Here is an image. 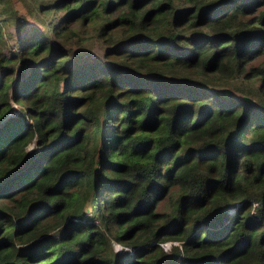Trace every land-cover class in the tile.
<instances>
[{
    "label": "trees",
    "instance_id": "1",
    "mask_svg": "<svg viewBox=\"0 0 264 264\" xmlns=\"http://www.w3.org/2000/svg\"><path fill=\"white\" fill-rule=\"evenodd\" d=\"M10 1L0 264H264V0Z\"/></svg>",
    "mask_w": 264,
    "mask_h": 264
},
{
    "label": "rangeland",
    "instance_id": "2",
    "mask_svg": "<svg viewBox=\"0 0 264 264\" xmlns=\"http://www.w3.org/2000/svg\"><path fill=\"white\" fill-rule=\"evenodd\" d=\"M11 5L15 8L16 10V15L19 17V19L22 20V22H24V29H23V34H28L30 33L33 29L32 27H36L39 29H43L44 25L42 24V14L41 13H37L35 12V2H32L31 0H27V4H25L23 2V0H11ZM57 12V11H56ZM47 13V12H46ZM48 15H44L45 19L49 16ZM2 31H3V37H4V45H3V50L7 51V50H11L14 49L15 50V46H16V38H17V30L14 26V23L12 22H7L5 24L2 23ZM43 31L46 33V35L51 36L50 31H48L47 29H43ZM81 34V37L76 39V38H71L70 42H71V47L75 50H82L84 51V56L88 57V56H96V57H100L103 58L102 56V45H100V43L98 41H96L95 38H93L94 36L91 35L90 31H83L82 33H78V35ZM76 52V51H75ZM87 53V54H86ZM92 54V55H91ZM260 56L256 57L252 62H257L259 60ZM17 67V65H16ZM225 84V83H223ZM249 84V82H243L242 84H239V86L242 85H246ZM228 85L225 84V89L232 91L231 88L227 87ZM238 90V88H237ZM239 91V90H238ZM240 93V92H237ZM11 102V104H10ZM20 106L19 102L13 101V99H8V111L9 109H14L17 110L18 107ZM165 201V200H162ZM89 210V209H88ZM109 245H110V249L112 251L113 254H116L118 251L121 250H127L125 244H123L122 242L114 239L111 237V239L109 240ZM171 242H177V240H163L161 242H159V244L162 246L163 249H167L170 245ZM119 245V250H117L116 246Z\"/></svg>",
    "mask_w": 264,
    "mask_h": 264
},
{
    "label": "clouds",
    "instance_id": "3",
    "mask_svg": "<svg viewBox=\"0 0 264 264\" xmlns=\"http://www.w3.org/2000/svg\"><path fill=\"white\" fill-rule=\"evenodd\" d=\"M176 246H179V244H177ZM119 247H120L119 245L116 246L117 250H119ZM166 250H168V249H166Z\"/></svg>",
    "mask_w": 264,
    "mask_h": 264
},
{
    "label": "built area",
    "instance_id": "4",
    "mask_svg": "<svg viewBox=\"0 0 264 264\" xmlns=\"http://www.w3.org/2000/svg\"><path fill=\"white\" fill-rule=\"evenodd\" d=\"M10 104H11V102H10ZM128 247H126V249H127Z\"/></svg>",
    "mask_w": 264,
    "mask_h": 264
}]
</instances>
